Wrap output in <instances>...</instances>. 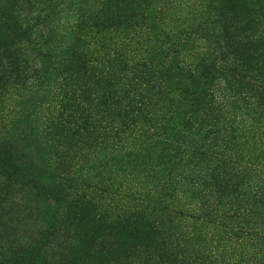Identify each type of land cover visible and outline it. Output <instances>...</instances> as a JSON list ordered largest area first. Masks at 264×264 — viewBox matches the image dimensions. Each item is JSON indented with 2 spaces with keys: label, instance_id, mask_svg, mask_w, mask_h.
Instances as JSON below:
<instances>
[{
  "label": "trees",
  "instance_id": "1",
  "mask_svg": "<svg viewBox=\"0 0 264 264\" xmlns=\"http://www.w3.org/2000/svg\"><path fill=\"white\" fill-rule=\"evenodd\" d=\"M91 256L264 264V0H0V264Z\"/></svg>",
  "mask_w": 264,
  "mask_h": 264
},
{
  "label": "rangeland",
  "instance_id": "2",
  "mask_svg": "<svg viewBox=\"0 0 264 264\" xmlns=\"http://www.w3.org/2000/svg\"><path fill=\"white\" fill-rule=\"evenodd\" d=\"M16 100H18L17 102H15V105H18V110H21V109L22 110H24V109L25 110H31L32 107L30 106V104H31V102L33 100V98L31 96H24L23 99H16ZM11 104L12 103H10V105ZM11 111L14 112L13 109ZM36 156H38V154ZM40 160L43 161L42 156H38L37 157V163H36V167H37L36 170L37 171H36V176H37L38 182L40 181L41 186L42 187H47V186H49L48 185L49 182L47 180V177L45 176V173L46 172L48 173V169H46L45 163L42 164L40 162ZM83 259L80 260V262H82V264H98L97 263V260L94 257H92V256L90 258L85 257V261L84 262L82 261Z\"/></svg>",
  "mask_w": 264,
  "mask_h": 264
}]
</instances>
